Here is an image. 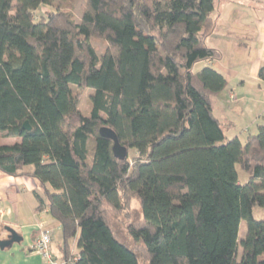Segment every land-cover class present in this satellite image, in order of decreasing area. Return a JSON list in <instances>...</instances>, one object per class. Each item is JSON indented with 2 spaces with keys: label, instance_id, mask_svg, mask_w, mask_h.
<instances>
[{
  "label": "trees",
  "instance_id": "16d2710c",
  "mask_svg": "<svg viewBox=\"0 0 264 264\" xmlns=\"http://www.w3.org/2000/svg\"><path fill=\"white\" fill-rule=\"evenodd\" d=\"M58 1L0 0V141L15 140L0 145V173L37 182V211L61 230L58 261L264 264V222L252 214L264 208V127L227 138L212 108L227 80L193 70L221 57L207 45L215 0H83L79 22ZM75 88L93 90L87 115ZM133 200L141 219L128 248L113 224Z\"/></svg>",
  "mask_w": 264,
  "mask_h": 264
},
{
  "label": "crops",
  "instance_id": "0c3cea01",
  "mask_svg": "<svg viewBox=\"0 0 264 264\" xmlns=\"http://www.w3.org/2000/svg\"><path fill=\"white\" fill-rule=\"evenodd\" d=\"M249 1L217 0L215 29L210 36L218 32L221 22V33H217L221 41L210 47L221 57L205 64L227 80L226 87L212 99V108L220 123L228 127L229 139H244L264 127V78L259 76L264 67V12L255 11ZM24 171L31 174L33 168ZM240 179L245 183L247 176ZM35 194L41 195V191L30 175L10 177L0 173V241L8 237L6 228L21 238L19 243L0 249V264H44L33 244L41 229L49 230L52 237L60 227L47 210L37 211ZM60 245L59 256H54L57 260L61 257Z\"/></svg>",
  "mask_w": 264,
  "mask_h": 264
},
{
  "label": "rangeland",
  "instance_id": "374dc122",
  "mask_svg": "<svg viewBox=\"0 0 264 264\" xmlns=\"http://www.w3.org/2000/svg\"><path fill=\"white\" fill-rule=\"evenodd\" d=\"M235 3H241V1L243 0H233ZM68 3L67 0H59L55 6L59 9V10H65L68 11L69 13L72 14L74 20L76 22H79L81 14H82V6L84 5L83 0H74L72 7L70 10L65 9V4ZM216 5L217 0H215ZM250 5L249 6H253V9H255V11L257 12H264V0H250L249 1ZM239 5V4H238ZM243 5V4H242ZM43 7L41 9H38L37 11L34 12V21L38 22L40 19H44V16L46 15V13L48 11L50 12H55L56 11V7ZM219 11L221 13H223L224 10H221V7L219 8ZM221 18V17H220ZM221 22L218 23V32H216V34H214L213 36H209V38L207 39V45L210 47H214V46H218V42L219 40L221 41V39L219 38L220 35H217L221 33ZM90 43L92 45V47L96 50L97 55L100 57L105 48H106V43L104 42V40L102 39H98V38H90ZM206 62H202L197 64L193 70L195 72L200 71L201 69H203L205 67ZM77 98H78V108L80 109V111L87 115L90 113V108H91V104H90V95L93 93V90L91 89H74ZM63 132V128L61 126V130L60 133ZM15 141L13 139H9V140H1L0 141V145H12ZM133 154L130 153L128 155L129 159L133 158ZM241 175L246 176L245 174H243L242 172L239 171V180L241 181L240 177ZM253 218L256 221H262L264 222V208H260V207H254L253 208ZM118 222H114V230L116 231L117 235L119 236V241L122 242L124 245H126V247L128 248H132L133 244L130 240V238L126 235V230L129 226L133 225H137L140 222L141 219V214L139 211V207H138V203L136 202V200H133L131 205H130V209L127 211V214L122 215L121 217L118 218ZM246 234V225L244 222H241L240 227H239V234H238V238L241 240L245 237ZM52 241L50 244V249H51V253L53 256H59V251H58V246L61 243V232L60 229L58 230V232H56V234L54 236L51 237ZM240 256H241V250L239 249V253H238V259L240 260ZM140 264H146L144 261L140 260Z\"/></svg>",
  "mask_w": 264,
  "mask_h": 264
},
{
  "label": "water",
  "instance_id": "95a60500",
  "mask_svg": "<svg viewBox=\"0 0 264 264\" xmlns=\"http://www.w3.org/2000/svg\"><path fill=\"white\" fill-rule=\"evenodd\" d=\"M22 129L27 130V131L30 130V127L28 126L27 122H25L22 125ZM98 134L101 138L110 140L112 142L111 152L116 159L122 161L126 158V156H127L126 148L119 144L117 136L115 135V133L111 129L103 126V127L99 128ZM5 230L8 232V237H7V239L0 241V249H4L5 247H9L13 243H19L21 240V238L12 229L6 228Z\"/></svg>",
  "mask_w": 264,
  "mask_h": 264
},
{
  "label": "built area",
  "instance_id": "2783aa9c",
  "mask_svg": "<svg viewBox=\"0 0 264 264\" xmlns=\"http://www.w3.org/2000/svg\"><path fill=\"white\" fill-rule=\"evenodd\" d=\"M51 233L49 230L40 231L38 239L33 244V250L41 257L44 264H64L54 258L50 249Z\"/></svg>",
  "mask_w": 264,
  "mask_h": 264
}]
</instances>
